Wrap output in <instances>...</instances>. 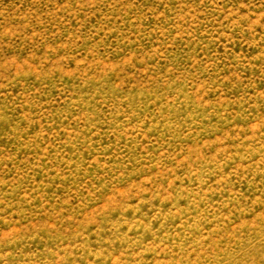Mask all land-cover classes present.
Returning <instances> with one entry per match:
<instances>
[{
  "label": "rangeland",
  "instance_id": "1",
  "mask_svg": "<svg viewBox=\"0 0 264 264\" xmlns=\"http://www.w3.org/2000/svg\"><path fill=\"white\" fill-rule=\"evenodd\" d=\"M0 264H264V0H0Z\"/></svg>",
  "mask_w": 264,
  "mask_h": 264
}]
</instances>
